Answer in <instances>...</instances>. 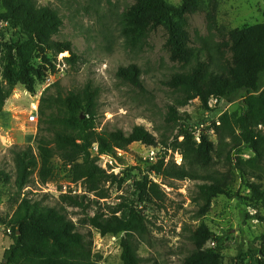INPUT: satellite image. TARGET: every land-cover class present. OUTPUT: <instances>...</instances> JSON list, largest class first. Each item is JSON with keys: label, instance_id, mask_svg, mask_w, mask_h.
<instances>
[{"label": "trees", "instance_id": "1", "mask_svg": "<svg viewBox=\"0 0 264 264\" xmlns=\"http://www.w3.org/2000/svg\"><path fill=\"white\" fill-rule=\"evenodd\" d=\"M201 12L206 15L209 35L196 42L191 19ZM216 13L217 0H183L180 6L167 0H133L122 14L121 32L127 48L145 51L149 38L163 32L165 50L177 66L163 83L172 93V102L167 106L161 138L144 126H136L129 133L100 130L101 92L92 81L68 92L59 83L45 90L39 105L35 146L12 150L13 182L10 175L0 170V180L13 184L19 197L18 208L9 221L13 242L0 264H102L101 257L94 253L92 234L79 230L81 226L70 218L68 208L84 212L80 225L95 229L101 236L123 235L122 264H157L139 255V241L150 243L151 236L149 219L140 205L162 202L166 195L151 174L166 180L194 179L201 168L211 163L216 151L208 135L197 143L191 133H185L183 141L174 143V149L170 145L178 126L188 127L192 122L183 109L195 99L207 109L216 98L222 99L224 105L243 104L240 116L225 114L219 125H213L220 142L230 140L233 150L244 145L252 150L253 157L238 158L236 166L247 187L264 196L260 185L249 181H261L264 175V23L243 30H226L218 27ZM2 22L19 26L27 41L17 48V58L10 54L7 59L3 81L0 79V113L17 84L34 93L36 80L43 77L32 64L36 48L55 57L67 52L70 57L66 61L70 64H76L78 59L71 41L56 39L64 24L57 8L41 5L39 0H0ZM117 76L135 90L147 93L137 64L120 67ZM134 143L161 146L165 151L149 173L134 183V199L102 207L99 199L88 195L98 196L106 183L121 186L123 180L109 174L99 164V156L112 155ZM95 147L97 156L92 154ZM177 149L185 150L186 158L198 155L192 157L191 171L173 160L166 162L169 151ZM56 158L72 181L84 186L86 194H62L59 206L51 207L23 191L34 182L35 174L40 185L47 184L54 176ZM194 180L198 181L199 216L208 214L218 196H231L225 179ZM184 231L191 250L181 264H222L218 249L211 246L215 239L207 225H186Z\"/></svg>", "mask_w": 264, "mask_h": 264}, {"label": "rangeland", "instance_id": "2", "mask_svg": "<svg viewBox=\"0 0 264 264\" xmlns=\"http://www.w3.org/2000/svg\"><path fill=\"white\" fill-rule=\"evenodd\" d=\"M167 2L180 6L183 0ZM39 3L59 10L64 24L56 39L71 41L78 59L76 64H70L66 61L70 57L67 52L55 57L36 48L32 64L43 77L36 80L34 93L17 84L0 113V170L10 175L12 182L15 180L12 150L35 146L38 123L30 122L29 117L34 105L38 102L40 105L45 90L56 83L65 92L80 89L88 81L100 89V130L118 129L129 133L136 126H144L161 138L167 106L172 102V93L163 83L177 69L165 50L163 32L149 38L145 51H133L126 47L121 32L122 14L133 0H39ZM216 17L218 27L226 30H243L263 24L264 0H217ZM191 33L196 42L201 37H208V24L203 12L192 17ZM26 41L27 37L21 33L19 26L0 23L1 81L9 55L17 58V48ZM131 64L141 68L147 93L135 90L117 76L120 67ZM55 90L52 89L53 92ZM209 109L199 99L191 101L183 109L192 122H208L201 133L208 135L216 146L211 163L201 168L194 179H225L231 196H218L208 214L199 216L197 180H166L151 174V178L162 185L166 195L162 202L140 205V210L149 219L151 236L150 243L139 241V255L157 264H181L191 250L184 227L205 224L214 234L211 246L218 249L222 264H264V196L247 187L236 166L238 158L248 160L253 157V152L245 145L233 150L230 140L220 142L213 125L214 122L219 125L217 121L225 114L240 116L243 104L217 105L211 100ZM185 133H191V128L178 126L170 140L172 149L174 143L184 140ZM151 148L134 143L125 150L117 149L112 155L99 156V164L109 174L123 180V184L108 182L100 195L91 194L88 197L99 199L102 207L134 199V183L148 174L151 166L159 160L149 159ZM92 154L97 156V151L93 149ZM187 154L185 150H170L166 162L173 160L191 171L192 157L198 155L194 153L186 158ZM54 167V176L47 184L40 185L35 174L34 182L23 193L51 207L59 206L62 194H86L84 186L72 181L58 158L54 160ZM249 181L260 185L264 191V175L261 181L257 178ZM18 198L13 184L0 180V261H3L5 250L13 242L9 221L18 208ZM68 212L70 218L81 226L79 230L83 234H92L93 250L101 257L102 264H122L123 235L101 236L95 229L80 225L84 212L73 208H68Z\"/></svg>", "mask_w": 264, "mask_h": 264}, {"label": "built area", "instance_id": "3", "mask_svg": "<svg viewBox=\"0 0 264 264\" xmlns=\"http://www.w3.org/2000/svg\"><path fill=\"white\" fill-rule=\"evenodd\" d=\"M215 104H219L221 105L223 103L222 99H213ZM38 106H39V102L37 104L34 105L33 107V111L29 117V121L32 123H38ZM218 124L219 121H217ZM208 126V122L201 121V123L199 121H196V123L194 122H190L189 126L191 128V134L194 136L195 140H197L199 143L202 140V130L205 128V126ZM96 151L98 150L97 147L94 148ZM165 149L161 146L159 147H152L149 152H148V157L150 160H157V159H161L162 155L164 154Z\"/></svg>", "mask_w": 264, "mask_h": 264}]
</instances>
